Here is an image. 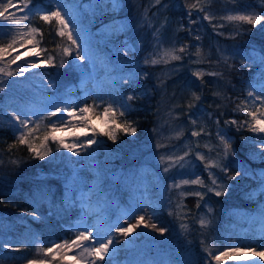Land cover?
<instances>
[{"label": "trees", "instance_id": "1", "mask_svg": "<svg viewBox=\"0 0 264 264\" xmlns=\"http://www.w3.org/2000/svg\"><path fill=\"white\" fill-rule=\"evenodd\" d=\"M116 1L120 7L111 10L110 0H33L34 12L54 9L57 4L67 6L79 23L83 40L87 41L88 59L81 66L73 67L78 62L72 57L65 58L69 62L65 67L59 66L57 44L62 45L65 40L56 35L55 21L50 26L38 15H32L24 24L41 29L43 39L39 47L20 41L14 45L15 50L8 49L0 60V67L16 73L13 76L0 73V89H3L0 91V264H25L26 259L35 256L37 246L51 247L53 243L74 239L72 229L81 220L80 204L88 193H93L110 209L107 221L113 234L118 224L113 217L117 210L123 212L121 226H127L125 221L134 223L137 215H144L146 221L150 217L152 223L167 229L163 236L143 226L137 229L129 238L132 245L126 249L122 264H216L206 248L214 254L229 245L260 250L264 246V234L256 227L264 214L261 209L264 208V133L252 132L246 126L237 130V126L225 125L224 121L249 119L234 109L242 100L251 106L248 92L260 94L264 88V66L258 58L256 62L248 58L264 49V22L252 28L222 17L237 12L264 15V0H203L206 11L215 17L211 22L195 9L189 16L186 4L196 0H161L160 4L156 0ZM135 14L144 20L140 31L134 25V28H118L120 21ZM13 36L19 34L5 28L0 34V47L10 43ZM36 39L40 40V36ZM185 45V53H178L183 57L179 61L156 65L144 62L159 58L164 49ZM197 49L199 56L195 54ZM29 50L34 54H22ZM47 54L54 56L51 64L45 62ZM16 57L20 58L10 63ZM197 60L201 62L194 63ZM33 63L39 66L33 68ZM171 64L180 67V74L162 84L159 72ZM24 68L29 70L20 75ZM197 71L203 73L202 78L193 75ZM209 72L221 75L211 76ZM102 75L99 92L91 94L82 89L83 79L93 82ZM193 92L200 96L199 101L192 100ZM129 95L135 99L128 101ZM67 100L71 101V108L77 109V117L78 109L93 101L101 105L98 113H102L106 103L118 108L129 105L117 123L127 120L137 131L134 135L117 131V139L112 141L102 135L107 128L98 130L91 122L87 128L76 124L88 132L75 134L71 128L73 135L62 137L66 143L82 144L94 135L93 128L98 143L81 150L77 156L49 141L47 146L52 152L43 160L29 152L26 145L17 143L24 129L11 113L30 119L29 127L45 118L38 133L40 139L33 141L39 145L44 125L70 123L66 113L48 118L49 112L57 107L65 108ZM169 101L179 109V123L184 132L176 140L164 141L166 146L160 150L155 145V130L162 124L163 108ZM190 102L196 106L189 109ZM88 115L91 119L96 117ZM201 127L204 128L201 135L193 136L192 132ZM218 130L230 139L235 150L234 157L222 161L229 169L227 175L219 168L206 170L205 163L197 157L203 154L206 160L219 159L217 153H222V146ZM186 152L183 166L177 164L164 171L167 165L161 163V156H183ZM238 171L241 174L235 176ZM210 173L214 175L210 177ZM197 176L205 187H173L181 180ZM212 178L226 186L223 195L208 191ZM194 192L203 193V200L193 195ZM254 193H258L256 199L251 198ZM33 213L39 219L32 217ZM201 218L210 221L206 228H201ZM182 224L187 225V230ZM3 244L11 247H2ZM113 264L120 262L114 259ZM221 264H236V260H224Z\"/></svg>", "mask_w": 264, "mask_h": 264}, {"label": "snow or ice", "instance_id": "2", "mask_svg": "<svg viewBox=\"0 0 264 264\" xmlns=\"http://www.w3.org/2000/svg\"><path fill=\"white\" fill-rule=\"evenodd\" d=\"M116 2V0H113ZM161 0H156V4H160ZM22 5V7H20ZM186 7L189 9V16H191V11L193 9L198 12H203V19L211 22L215 17L209 14L206 11V6L203 3V0H196L195 3L186 4ZM11 9H16V11H10ZM18 12L24 13L23 15H18ZM32 15H38L39 19L48 23L50 26L55 21L57 27L55 28V33L57 36L61 37L65 40V43L57 44V48L60 49V62L59 66L61 68L65 67L67 63H69L65 58L72 57L78 64L73 65V67H78L83 64V62L88 59V46L87 41L83 40L81 36V29L79 23L73 18L66 5L57 4L54 9H50L47 11H33V0H0V34L4 33L5 28H8L10 32L14 31L19 34V36H13L10 43L7 45L0 47V60L3 59V55L7 52L8 49H14V45L20 41H25L27 44H32L33 48H38L40 41L43 39V33L39 27H33L30 23L24 24L25 21H29ZM222 19L227 20L228 22H235L237 24H248L251 25L252 28H255L257 25H261L264 22V15L258 14L255 12H237L236 14H229ZM3 22H7L6 24ZM192 23H196L195 20ZM15 26L14 28L11 26ZM23 25V28L20 26ZM213 27H222V25H213ZM26 29V30H25ZM251 30V29H249ZM237 34H239V28H237ZM40 36V40L36 39V36ZM199 39V37H197ZM21 46H24L23 44ZM187 46H181L177 48H169L164 49L159 58L146 59L145 64L156 65L159 63L168 64L170 61H179L183 57L182 53H185ZM41 51L47 52L46 49H41ZM180 53V54H178ZM29 56L33 55V51L29 50ZM39 56V52L35 53ZM126 54V53H125ZM197 56L200 55V50L197 49L195 53ZM20 57L14 58L10 63H15L16 59ZM248 58L252 59L253 62L259 61L261 66H264V49H261L260 53L255 55H250ZM54 60V56L51 54H47L45 57V62L52 63ZM201 61L197 60L194 63H199ZM227 63V60H225ZM241 63H245V61H241ZM31 67H36V64L33 63ZM231 67V66H230ZM28 68H24L20 75H23L24 71H28ZM0 73H3L5 76H13L16 73L11 71H6L5 68L0 67ZM211 76L221 75L217 72H209L207 73ZM194 76L197 78H202L203 73L200 71L194 72ZM264 77V74H262ZM125 83L128 81L125 80ZM52 85L50 84L49 87ZM3 91V89H0ZM214 95H219V93H214ZM248 97L252 98L251 106L247 100H242L240 104L236 106L234 111H239L244 113L249 119L244 121H237L235 119L225 120V125H235L237 126V130L243 127H247L248 130L255 133H264V88L261 89L260 94H255L252 91L248 92ZM128 101H132L135 99L134 96L129 95L127 97ZM192 100L199 101L200 96L196 93H192ZM196 104L194 102H190L188 104V108H194ZM101 107L100 104H97L93 101V104H85L83 107L78 109V119L80 124H82L85 128H87L91 122V117L88 115L89 113L95 115L97 119H101V122L105 124L107 127L109 124L112 127H107L106 131L102 132V135L108 137L109 140L116 141L117 131H122L128 135H134L137 129L132 126L130 122L124 120L123 123H117V119L123 118L128 111L129 105L122 104L119 108L115 107L113 103H106L103 107L102 113H98L97 109ZM219 107V105H218ZM123 109V110H121ZM61 113H66L68 117L72 119L77 118V109L65 107L63 109L57 107L56 111L49 112V119L52 116H58ZM27 114H25L26 116ZM35 115V113H33ZM12 118L18 123L20 128H23L24 131L20 132V135L17 137V143L19 145H26L28 147V151L33 153L36 158L40 160L45 159L46 156L50 155L52 152V148L48 147L49 141L54 144H57L59 148L66 149L71 152L73 155H80V151L86 148H91L93 145L97 144L98 141L95 138V128H93L94 135L88 139H86L82 144L77 142L66 143L65 139L62 137H57L56 132L63 131L66 127H70L75 129L77 127L76 124L66 123L61 121L59 125L56 123H49L44 125V134L41 139L39 145L34 144V140L40 139L38 133L41 132V127L44 121V117H41L37 122H35L33 127H29V124L32 123L30 119L24 118L22 119L20 115H17L15 112L11 113ZM192 124H196V120L191 121ZM217 125H219L220 121H216ZM204 131V128L201 127L199 131H193V136H200ZM182 133L177 132V138ZM69 135H73L72 132H69ZM217 136L219 139V144L222 146V153L218 152L217 156L219 159L206 160L205 155L197 154L199 160L205 163L206 170L209 168H219L226 175L229 172V169L226 165H223L222 161L227 159L229 156H235V150L232 147V142L230 139L226 138L223 134L222 130H218ZM32 138V139H30ZM79 140V137H77ZM161 145H157L160 147ZM12 146H10L11 148ZM208 147V145H205ZM43 149V151H41ZM188 153H184L183 156H161V163L166 164L167 166L164 168L165 172H168L171 167L180 164L182 165V161H184L185 157ZM241 173L236 172L235 176H239ZM214 174L210 173V177ZM235 176H229V179H234ZM264 183V181H262ZM181 185H199L201 187H205L204 181L201 177L197 176L195 179L191 180H181L179 183L174 184L173 187L179 188ZM219 189V190H217ZM209 192H215L216 196H221L226 191V186L221 185L217 182L215 178H212V187H208ZM195 196H198L201 200L204 198V194L201 192L192 193ZM199 207V204H197ZM211 211V210H210ZM36 219H39L38 216H35ZM134 223H127V226H121L119 223L115 226L116 237L111 234V228L107 233H99L97 232L94 235L93 231L84 230L78 231L75 235V238L72 240H63L60 243H53L51 247L37 246L35 249V256L30 259H26L25 264H98V262H105V264H113V256L117 251L116 245L121 244V240L118 237H123L124 242H128V238L135 232L137 229L149 228L155 232H158L160 236H163L167 229L164 227H158L155 223L151 222V218L149 217L146 221L144 215L135 216ZM201 228H206L210 221L201 218L199 220ZM182 228L187 230V225L182 224ZM2 247L9 248L11 245L3 244ZM27 248V245L23 246ZM76 249L78 251L75 252L71 257L68 256V252ZM19 251L20 249H14ZM208 252L209 256H211L212 260L216 262V264H221L222 261L232 259V260H250L251 264H261L264 261V246L260 248L259 251L255 247L252 246H235L229 245L224 249L218 250L216 254H214L210 249H205Z\"/></svg>", "mask_w": 264, "mask_h": 264}, {"label": "rangeland", "instance_id": "3", "mask_svg": "<svg viewBox=\"0 0 264 264\" xmlns=\"http://www.w3.org/2000/svg\"><path fill=\"white\" fill-rule=\"evenodd\" d=\"M109 6H110L109 8L111 10H117L118 7H120V4L117 1L113 2V0H110ZM143 23H144V20L135 14L130 19L120 21L118 23L119 24L118 28L120 30H123L124 28H129V27L134 28L135 27V28H137L138 31H140L142 26H143ZM132 25H134V27ZM139 45H140V43H139ZM28 53H29V51L24 52L22 54L25 55ZM160 54H162V53H160ZM38 66L39 65H36V67H33V68H37ZM41 66H43V64H41L40 67ZM179 72H180V67L177 66V64H171V65L163 67L160 70L158 77L160 78L161 83L164 84V83H166L167 80H170L175 75L180 74ZM102 78H104L103 75L99 76V78H97L95 80H92L93 82L89 81V78L83 79V84L81 85V87H82V89H84L86 91V93L95 94V93L100 91ZM181 79H183V77H181ZM65 107L71 108V101L70 100L66 101ZM163 110L164 111H163L162 124L155 130V138H156L155 139V141H156L155 145H161L164 147V146H166L164 144V141L168 142L169 139H174V140L178 139L182 134L177 138V135H176L177 132L183 133L184 130L182 129V127L179 123V114H178L179 109H175L172 101H169L164 106ZM77 118L72 119L69 117V119L71 120L70 124L71 123L80 124L79 119H77ZM65 122L69 123V121H65ZM91 123L95 127H97L98 130H104L105 128L112 126L111 124H109L106 127L105 124L101 122V119H97V117L91 119ZM71 130L72 129L70 127H66L63 131L56 132V136L57 137L67 136V134ZM72 132L75 134H85L88 131H87V129H85L82 126H77ZM161 146H160V148H161L160 150H163V148ZM91 194H93V193H91ZM91 194L88 193V196H87V194H85L84 197H82L83 199H82L81 204H80L81 209H80V214H79V218L81 220L76 222L73 226L72 232L74 235H76L78 231H84V230L93 231L94 235L97 232L107 233L109 231V229L111 228L108 221H107L108 220L107 219L108 213L111 212V211H109L110 209L106 206V204L104 202H102L100 199L96 198L95 196H92ZM257 197H258V193H254L251 196V198H253V199H256ZM261 209L264 212V208L262 207ZM122 214H123L122 211L117 210L116 213L113 215L116 223H119V220L123 216ZM32 217H34V216H32ZM250 217L254 218V215H251ZM260 220L261 221L259 222V224L257 225L256 228L260 232V234H264V214H262ZM111 234L114 237H116V234H113L112 229H111ZM129 238H128V242H124L122 240L121 244L115 246L117 248V251L114 253L112 260L118 259L120 264H122L123 262L125 263V261L122 258H124V256H125L124 254H125L126 249H129L132 245ZM76 251H78V250L73 249V250L69 251L68 256L71 257L72 255L75 254ZM257 251H259V250H257ZM102 263L103 262H98V264H102ZM135 264H138V263H135ZM236 264H251V261L241 259V260H236ZM261 264H264V261H262Z\"/></svg>", "mask_w": 264, "mask_h": 264}]
</instances>
